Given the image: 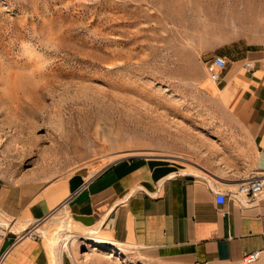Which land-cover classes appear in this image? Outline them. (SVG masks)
Returning a JSON list of instances; mask_svg holds the SVG:
<instances>
[{
	"label": "rangeland",
	"instance_id": "1",
	"mask_svg": "<svg viewBox=\"0 0 264 264\" xmlns=\"http://www.w3.org/2000/svg\"><path fill=\"white\" fill-rule=\"evenodd\" d=\"M252 50L264 51V0H0V184L85 183L143 156L235 189L254 145L209 65ZM0 224L18 236L1 212ZM27 228L57 264H178L95 246L65 211Z\"/></svg>",
	"mask_w": 264,
	"mask_h": 264
},
{
	"label": "crops",
	"instance_id": "2",
	"mask_svg": "<svg viewBox=\"0 0 264 264\" xmlns=\"http://www.w3.org/2000/svg\"><path fill=\"white\" fill-rule=\"evenodd\" d=\"M262 59L264 51L252 50L229 61L216 87L221 104L253 142V173L264 177ZM247 61L257 62L252 72L244 67ZM236 188L218 190L204 180L178 175L168 162L143 156L119 160L85 183L57 180L40 188L0 184V212L20 224L12 230L18 236L0 238V264H57L50 245L27 227L61 211L98 235L87 238L138 247L157 260L241 263L246 253L264 252V194L250 202L236 200L229 196ZM25 232L32 236H19Z\"/></svg>",
	"mask_w": 264,
	"mask_h": 264
},
{
	"label": "built area",
	"instance_id": "3",
	"mask_svg": "<svg viewBox=\"0 0 264 264\" xmlns=\"http://www.w3.org/2000/svg\"><path fill=\"white\" fill-rule=\"evenodd\" d=\"M257 62L255 61H247L245 63V69L249 72H252L256 68ZM227 58L223 56H215L209 65V78L212 83L217 84L221 78L222 72L228 66ZM261 68L264 70V59L259 61ZM264 194V177L257 174L252 173L244 182L239 184L237 190L235 192L229 191V196H232L236 200H248V202L252 200H256L260 198ZM11 233L9 229H0V238L7 237ZM22 236L32 235L29 233H25ZM264 255L263 251H256L251 253L244 254L242 258L243 264H255L257 263Z\"/></svg>",
	"mask_w": 264,
	"mask_h": 264
},
{
	"label": "bare ground",
	"instance_id": "4",
	"mask_svg": "<svg viewBox=\"0 0 264 264\" xmlns=\"http://www.w3.org/2000/svg\"><path fill=\"white\" fill-rule=\"evenodd\" d=\"M190 163V162H189ZM196 167L198 168L199 166L198 165H196ZM203 170V169H202ZM1 225V224H0ZM87 239H89L90 241H92V243L95 245V246H103V247H112V246H110V245H108L106 242H104V241H102V240H100V239H97V238H87ZM72 244H75V240L72 242ZM115 248H117V249H119V247L118 246H115V245H113ZM261 260V259H260ZM259 260V261H260ZM258 261V262H259ZM256 264V263H255Z\"/></svg>",
	"mask_w": 264,
	"mask_h": 264
}]
</instances>
